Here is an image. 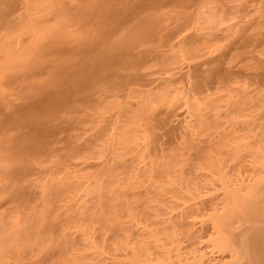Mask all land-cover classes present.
Masks as SVG:
<instances>
[{
	"label": "rangeland",
	"instance_id": "rangeland-1",
	"mask_svg": "<svg viewBox=\"0 0 264 264\" xmlns=\"http://www.w3.org/2000/svg\"><path fill=\"white\" fill-rule=\"evenodd\" d=\"M100 1L0 0V264H250L240 247L256 222L217 224L264 208V0H106L107 21ZM145 20L111 84L42 111L37 150L7 161L6 141L31 130L15 111ZM55 37L89 50L58 77L50 53L36 66ZM40 220L8 252L5 237Z\"/></svg>",
	"mask_w": 264,
	"mask_h": 264
},
{
	"label": "bare ground",
	"instance_id": "bare-ground-1",
	"mask_svg": "<svg viewBox=\"0 0 264 264\" xmlns=\"http://www.w3.org/2000/svg\"><path fill=\"white\" fill-rule=\"evenodd\" d=\"M100 1V0H99ZM112 1V0H111ZM109 2V1H108ZM83 4V3H82ZM82 4L80 7H82ZM97 4V5H96ZM94 4L93 6L96 5V7H93V8H97L99 11L97 12V18L100 17V15L98 16V14H103L105 20L106 18H109V14L110 13H103V10L105 9V5L107 4V1L106 0H101L99 3H96ZM112 5V4H111ZM85 6H87V4L85 3ZM92 6V5H91ZM88 7V6H87ZM113 7V6H112ZM116 7V6H115ZM92 8V7H91ZM91 8H88L91 9ZM93 8L91 10H93ZM118 8V7H117ZM79 9V7H78ZM81 9V8H80ZM79 9V10H80ZM103 9V10H102ZM107 9V8H106ZM90 10V11H91ZM120 10V8H119ZM94 11H97V10H94ZM93 11V12H94ZM108 11V10H107ZM80 12V13H79ZM78 13L79 14H86L87 11L86 9H82L81 11H79ZM93 12H90V13H93ZM123 12H126L128 13V10L127 11H123ZM78 14V16H80ZM94 14V13H93ZM96 14V12H95ZM77 15V14H76ZM91 16V14H89ZM86 16H88L86 14ZM90 16H88L87 18L89 19ZM93 16V15H92ZM91 16V17H92ZM121 16V15H120ZM83 18V21H84V17L83 15L80 16ZM79 17V18H80ZM94 17V16H93ZM102 17V16H101ZM112 17V16H111ZM119 17V15H118ZM122 17V16H121ZM77 18V19H79ZM76 19V18H75ZM99 19V18H98ZM103 19V18H102ZM110 19V18H109ZM116 19V17H115ZM101 20V18H100ZM120 20V19H119ZM87 20H85V23H86ZM92 21V20H91ZM104 21V20H103ZM107 21V20H106ZM109 21V20H108ZM110 22V21H109ZM146 22V23H145ZM145 22L143 21V23H145V26H143V28H138L137 26V29L135 28V30L133 32H131L130 30V34L129 32L127 33V35H124L122 37H120L121 39H119L118 41H116L115 43H111V44H105L104 46H102L100 48V51L91 56L90 58H88L87 60L84 59V62L80 63V65L78 66L77 64L75 65L77 68H74L76 71L75 73L73 72L74 70H72L73 74L71 75H67L68 78L65 80L66 82L62 85H57L58 88H54L52 90H49V92H44L43 93V96L40 97L41 99L38 100L37 102L35 103H28V104H25L22 108H19L18 111L16 110L14 115L8 119H10V121L13 123H11L12 125L14 124H18V125H27L30 127V134H28L26 136V138L24 137L23 139H11V140H7L6 141V145H7V149H8V153L9 155L7 156V161H22V157L24 156L23 152L25 153L26 151H36L37 149V146L39 145L38 144V140L39 142L41 141V136L42 135H45V131L46 130V126L45 125V121L44 123L42 122V111H47L48 113H50V111L52 112L56 107L60 106V105H63L66 103L67 101V95L69 93H74L79 99H89L90 96L93 95L94 92L102 89V88H105V87H108L112 80L114 79V74L115 72L117 71V69H119L120 67H123L125 64H126V59L124 58L125 56V52H124V49L126 47H128V44L130 42H132L133 40L135 39H138L139 36H140V33L141 35L144 34L145 32H147L149 34L148 31H150V23L148 20H145ZM80 23V21H79ZM82 23V22H81ZM80 23V25H81ZM100 23V22H99ZM102 23V22H101ZM112 23V22H111ZM147 23H149V25L147 26ZM109 24V23H108ZM85 25V24H84ZM112 25V24H111ZM139 25H142L139 24ZM104 26V25H103ZM152 26V25H151ZM86 27V26H85ZM135 27V26H134ZM142 27V26H141ZM150 29H149V28ZM140 29V30H139ZM53 30V29H52ZM51 30V31H52ZM57 32V31H56ZM54 34V32H52ZM51 33V34H52ZM104 33V32H103ZM52 34V35H53ZM56 34V33H55ZM54 34V36H55ZM126 34V33H125ZM104 35V34H103ZM144 35H147V34H144ZM49 36V34L46 35V37ZM60 36V35H59ZM102 36V34H101ZM100 36V37H101ZM50 38V36H49ZM62 37H60L59 39H61ZM47 40V39H46ZM49 41V39H48ZM44 42V41H43ZM62 42V39L61 41H59L58 39L56 40V37H55V40H51L49 43L45 45H41L40 49H39V52H38V58L40 59V61L36 64V66L40 65V64H44V61L47 60L45 59V55L49 53L51 54V56L49 55V57L52 58V55L54 56L53 59L54 60H51L49 59L50 61H52L51 63H53L52 66L55 67L54 69V72H52L54 74V76H57L60 74V72L64 69H68L67 66H68V63L71 61H73L72 59L76 56L78 57V55H83V57H87V45L84 44V46L80 47V48H77L79 50H76L74 49L75 51L73 50H69L71 48H66L64 47V45L61 43ZM39 43V42H38ZM106 43V42H105ZM43 44V43H42ZM89 46V44H88ZM69 47V46H67ZM73 49V48H72ZM91 51V50H90ZM126 51V49H125ZM33 53V52H32ZM92 53V52H91ZM93 53H96V52H93ZM35 54V53H34ZM89 54V53H88ZM48 55L46 56V58H49ZM81 55V56H82ZM91 55V54H90ZM27 57V56H26ZM21 59V58H20ZM29 58L27 57L26 60H28ZM77 59V58H76ZM82 59V60H83ZM25 60V61H26ZM32 61V59H31ZM75 61V60H74ZM74 61L72 63H74ZM80 61V60H79ZM79 61H75V62H79ZM12 62V61H11ZM21 62V61H20ZM33 62V61H32ZM49 62V61H46V63ZM81 62V61H80ZM23 63V62H22ZM22 63H18L19 64V67L20 68H28V67H33L35 65L32 66V64L30 65V63L25 62L24 64ZM50 63V64H51ZM14 65V64H13ZM16 67V66H15ZM14 67V68H15ZM43 67V66H42ZM53 67V68H54ZM19 68V70H20ZM30 68L28 70H30ZM35 68V67H34ZM34 68H32L31 70H33ZM66 68V69H65ZM36 69H38L36 67ZM70 69V68H69ZM26 71V69H25ZM71 73V71H70ZM66 74V73H65ZM63 74V75H65ZM62 75V76H63ZM58 77V76H57ZM55 77V78H57ZM52 79V77H51ZM57 80V79H55ZM54 78H53V81L55 82ZM61 80V79H59ZM64 80V78L62 79ZM51 81V82H53ZM58 81V80H57ZM57 83V82H55ZM61 83V82H60ZM46 84V83H45ZM48 85V84H47ZM44 87H46L45 85H43ZM43 86H42V89H43ZM51 88L53 86H56V85H50ZM56 86V87H57ZM49 87V85H48ZM41 89V88H40ZM50 89V88H49ZM47 90V89H46ZM42 94V93H41ZM46 113V112H45ZM47 113V114H48ZM44 116V114H43ZM48 132V131H47ZM13 138V137H12ZM15 138V137H14ZM40 138V139H39ZM5 145V146H6ZM5 146H4V149H5ZM39 147V146H38ZM7 153V154H8ZM28 153V152H27ZM25 153V155L27 154ZM30 153V152H29ZM23 154V156H22ZM22 156V157H21ZM28 155H26L27 157ZM25 159V158H24ZM27 160V159H25ZM24 162V161H23ZM26 162V161H25ZM13 166V165H12ZM11 166H8L7 168L5 167L4 168V173L5 174H16V170L14 169H10ZM21 168V167H20ZM16 169V168H15ZM12 170V171H11ZM20 170V169H18ZM9 177H12L10 176ZM17 175V174H16ZM260 186V185H259ZM264 186H260V191H264ZM258 188V189H259ZM253 189V188H252ZM251 190V189H250ZM257 191V190H256ZM258 191V193L260 192ZM250 193V192H249ZM246 197V196H245ZM241 199V198H240ZM243 199V198H242ZM241 199V200H242ZM245 200V199H244ZM260 201V200H259ZM259 201L256 202L259 203ZM246 202H244L245 204ZM250 203V202H249ZM255 203V202H254ZM251 204V203H250ZM246 205V204H245ZM258 205V204H257ZM237 206V204H236ZM235 206V207H236ZM254 206V204H253ZM260 206V204H259ZM262 206V205H261ZM233 207V206H232ZM264 207V206H263ZM238 208V206H237ZM256 208V207H255ZM242 209V208H241ZM248 208L247 207H244L243 208V211H239V210H236L235 208H230L228 210H226L222 216V218L218 221V226L219 229H221V231H224L225 233H227L228 235L231 234V232H233V230H235L237 227H235V222L236 221H246V220H254L256 222V224L254 225L255 227V231L251 232V234H244V236H246V239L243 240L242 242V247H240V249L242 248L243 250H245V253L247 252L248 254L251 255V258H252V261L250 264H264V221H263V218H264V208H259V209H255V210H252L250 209L247 210ZM225 210V209H224ZM39 219V218H38ZM37 219V220H38ZM42 219V218H41ZM45 219V218H43ZM35 220V218L33 219ZM48 220H46V223H47ZM35 222V221H34ZM43 223V220L41 221H36V223H33L32 224H29V226H26V227H22L20 226V232L19 235L18 234H12L10 236V238H6L5 239H8V240H5V241H8V245H7V250L8 252L10 251L12 254H16V252H20L18 250V243L19 240L23 239V241L25 240L26 242L27 241H30L31 239L33 240L36 236L39 235L41 231V223ZM45 222V221H44ZM251 222V221H250ZM24 223V222H22ZM21 223V224H22ZM45 223V224H46ZM244 223V222H243ZM20 224V225H21ZM27 225V223H25ZM24 224V225H25ZM51 224V223H50ZM242 224V223H241ZM46 225H49V222L48 224ZM237 226V225H236ZM247 226V225H246ZM251 225H249L250 227ZM44 227V226H43ZM46 227V226H45ZM44 227V228H45ZM239 227V225H238ZM19 228V227H18ZM22 228V229H21ZM24 228V229H23ZM50 228V227H49ZM46 229V228H45ZM45 229H42V230H45ZM48 229V228H47ZM218 229V228H217ZM21 230H23V233L22 235H20V233L22 232ZM46 231V230H45ZM220 231V232H221ZM242 233V232H241ZM224 234V233H223ZM8 236V235H7ZM222 237H224V235L221 234ZM221 237V238H222ZM37 238V237H36ZM224 239V238H223ZM4 241V243H6ZM222 241V239H221ZM222 242H225V241H222ZM242 241V240H241ZM218 242V244H220ZM25 243L22 242V245H24ZM224 244V243H222ZM221 244V246H222ZM226 244V243H225ZM228 244V243H227ZM224 246V245H223ZM222 246V247H223ZM227 246V245H226ZM225 246V247H226ZM20 244H19V248H20ZM6 249V247H5ZM1 253V251H0ZM5 254V251L2 252V254ZM240 253V252H239ZM0 254V255H2ZM3 254V255H4ZM9 256H11V254H8ZM7 255V256H8ZM17 255V254H16ZM15 255V257H16ZM20 255V253H19ZM3 257V256H2ZM5 257V256H4ZM1 259V258H0Z\"/></svg>",
	"mask_w": 264,
	"mask_h": 264
}]
</instances>
